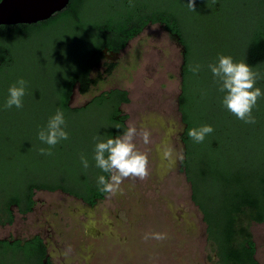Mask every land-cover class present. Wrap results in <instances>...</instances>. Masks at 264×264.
Returning a JSON list of instances; mask_svg holds the SVG:
<instances>
[{
  "label": "trees",
  "instance_id": "1",
  "mask_svg": "<svg viewBox=\"0 0 264 264\" xmlns=\"http://www.w3.org/2000/svg\"><path fill=\"white\" fill-rule=\"evenodd\" d=\"M227 1L202 2L209 6L205 8H213ZM244 2L253 9L249 30L243 38L242 34L238 35L242 38L239 61H246L264 76V0ZM133 3L134 7H130L129 0H71L67 8L50 19L33 24L0 25V223L13 222V205L22 214L31 211L36 203L35 189L62 187L90 201L106 194L98 187H92L91 193H81L82 185H89L87 172L79 176L67 169L69 161L74 162L78 156L67 154L66 160L55 163L54 148L66 140L52 148V155H42L39 149L49 146L38 139V132L60 109L73 141L89 122L97 126L94 133L99 132L102 140L122 134L127 129L123 123L127 116L119 117V106L130 101L127 89L101 92L80 107L71 106V96L76 88L84 94L98 83L99 77H93L91 70L104 48L120 51L148 24L160 23L173 36L179 35L185 46L179 98L182 118L187 124L182 168L192 185V198L204 213L209 241L216 246L221 264H257L252 234L238 224L242 218L248 222L264 220V163L259 172H247L243 163L245 152L254 146L264 149V97L253 109L254 124L245 123L235 115L228 124L222 102L223 113L216 116L218 89L205 57L211 51L210 33L200 32L213 24L209 20L212 15L205 13L204 8H197L200 0H196V11L187 8L188 0H133ZM193 22L195 27L190 26ZM52 44L59 49L53 62L55 68L49 71L53 78L46 83L36 82L34 77L39 72L34 73L33 68L34 63H39L38 57L35 54L31 63L27 53ZM22 55L27 56L26 61ZM59 57L65 62L62 66ZM18 58L27 67L19 68ZM196 64L201 68L194 74L190 66ZM22 67L31 73L25 75ZM20 78L28 82L23 107L6 109L8 89ZM259 81L255 86L264 91V79ZM45 88L48 90L44 91ZM204 124L211 125L214 131L202 143H196L188 131ZM69 126L72 127L68 129ZM97 173L109 175L96 167L92 175ZM70 175L73 184L68 187L64 183ZM46 251L40 236L24 241L0 238V264H45Z\"/></svg>",
  "mask_w": 264,
  "mask_h": 264
},
{
  "label": "rangeland",
  "instance_id": "2",
  "mask_svg": "<svg viewBox=\"0 0 264 264\" xmlns=\"http://www.w3.org/2000/svg\"><path fill=\"white\" fill-rule=\"evenodd\" d=\"M202 1L205 0H200L201 5L197 4V8H204V12L213 17L209 18L213 24L200 30L210 33L211 51L205 56L208 64L217 62L219 54L231 55L239 61L242 38L249 30L253 8L244 0H228L218 7L211 6V9L216 8L211 10L205 8L208 5ZM195 25L193 22L190 26ZM194 32L198 31L195 29ZM239 34L243 35L240 39ZM43 47L34 53L28 52L26 57L34 63L37 54L39 63H34L33 71L39 73L34 81L46 83L53 78V62L59 49L53 44ZM182 52L174 36L163 25L148 24L115 59L110 70L105 66L95 67L92 76L99 77L98 83L84 94L76 88L71 102L72 107H80L101 92L127 89L130 101L121 106L122 113L128 117L127 125L150 132L149 143L145 144L139 136L136 139L139 150L148 157L147 178L125 179L116 194H108L93 209L61 192L39 191L35 196L39 202L34 212L22 214L14 206L13 222L0 223L1 239L26 238L51 228L55 234L49 239V252L55 264H220L215 255L216 246L207 240L202 212L193 202L191 184L177 158L180 152L184 157L180 138L184 124L177 108V97L182 89ZM58 60L61 66L65 63L60 57ZM18 65L19 68L24 65L19 58ZM22 72L27 76L31 73L24 67ZM216 93L214 111L220 116L224 93ZM225 114H228L229 124L234 115L227 109ZM86 127L72 142L76 145L72 147V155L78 157L72 163L69 161V173L87 170L83 168L81 155L90 159L89 165L95 162L91 139L97 126L89 122ZM167 149L172 150L171 157L164 155ZM89 222L98 227L95 237L84 236L85 225ZM238 226L247 227L258 241V236L264 234V223L242 218ZM150 232L167 233V239L145 240V234ZM90 244L91 249L88 248ZM259 249L260 252L264 250V241H260ZM261 254L259 257L264 264V251Z\"/></svg>",
  "mask_w": 264,
  "mask_h": 264
},
{
  "label": "clouds",
  "instance_id": "3",
  "mask_svg": "<svg viewBox=\"0 0 264 264\" xmlns=\"http://www.w3.org/2000/svg\"><path fill=\"white\" fill-rule=\"evenodd\" d=\"M129 6L134 7L133 0H129ZM187 8L190 11H196V0H188ZM201 66L196 64L190 66V71L194 74L200 71ZM216 84L218 91L224 93L222 105L238 119L245 123L254 124L256 118L253 115V109L257 107V102L264 97V91L256 87L259 79H264L258 69H254L246 61H236L231 55L219 54L217 62L208 65ZM27 81L23 78L15 81L8 89V98L4 107L10 109L15 106L17 109L23 107V98L26 94ZM214 131L208 124L201 125L199 128H192L188 131V136L196 143H202L205 137ZM142 138L145 144L150 142V132L145 129L138 131L135 125L130 124L120 135L108 137L101 140L98 136L93 137L96 140L94 150V160L96 167L102 172L109 174L99 175L97 186L100 192L114 195L120 190V186L125 179L147 178L148 157L146 153L139 150L136 139ZM69 133L66 131V120L62 110L57 109L46 124L38 132V139L48 145V148L39 149L42 155H52V148L61 140H67ZM166 157H171L172 150L167 149L164 153ZM179 160H183L182 152L177 154ZM81 163L84 169L89 167L86 157L81 155ZM145 240L154 239L164 241L167 239V233L150 232L144 236Z\"/></svg>",
  "mask_w": 264,
  "mask_h": 264
},
{
  "label": "flooded vegetation",
  "instance_id": "4",
  "mask_svg": "<svg viewBox=\"0 0 264 264\" xmlns=\"http://www.w3.org/2000/svg\"><path fill=\"white\" fill-rule=\"evenodd\" d=\"M150 24H152V23H150ZM130 41H128L127 45L124 48H122L120 51H117V52L116 51H113V50H110L108 47L107 48H104L102 50V52H101L100 59L97 60L94 63V66H93V68L91 70V75L93 74L96 66H105L106 70H110L114 66L115 59L129 45ZM110 90H108V91H110ZM87 103H85L84 105H86ZM123 104L124 103H122L119 106V111H120L119 112V117L120 116H126V115H124L122 113L121 106ZM127 118L128 117H126L125 119H123V123L128 127V125H127ZM186 129H187V125H186V127L184 125L183 126V129L180 132L181 141L183 140V136L185 135ZM98 133L99 132L94 133L95 135H93V137H97V136L99 137ZM99 138L101 139V137H99ZM67 140L64 141V142H61L62 145L58 146L57 147L58 149H56L55 152L53 151V153H54L53 158H54V162L55 163H58L62 159L66 160V158L64 156L67 155V154H72L73 153V151H71L72 150V147L73 146H76V145L74 143H72V142H74L72 139H69L70 144L67 142ZM96 142L97 141L93 139V142H92L93 143V153H94V150H95V144L94 143H96ZM66 148L67 149H70V150L67 151ZM59 149H63V151H59ZM243 163H244V168L247 170V172L248 171L249 172H255L256 170H257V172H259L260 171L259 168L261 169V165H263V163H264V149H260L259 147L254 146L253 148L250 149L249 152H247V153L245 152L244 157H243ZM180 165L182 166V160L180 161ZM65 167H66V165H65ZM95 169H96V164L95 163H92L91 165H89V167L85 171V172H87L86 174H88V176H89V185L88 186L82 185V187H81V193H86V192L88 193V191H89V193H91L92 192V187L94 189H97V187H98L97 186V178H98L99 175H98V173L92 175V172ZM85 172H83V170H80V172L79 171H76L75 173H77L80 176L81 174H84ZM72 179H73V177L72 178H67L66 179V182L64 184L66 186L70 187L73 184L72 183ZM39 191L61 192L64 195L71 196V197L75 198L76 200H79V201L83 202V204L86 207H89L91 209L95 208L99 204V202L102 201V200H104L106 198V196L108 195V194H104V196L102 198L96 197V198H93L92 201H90V200L85 199L82 196H79V195H76V194H72L70 191L65 190L62 187H57L56 189H50V188L35 189L34 199H35L36 203L33 206L32 210L29 211V212H27V213L34 212L36 210V206H37L39 200L36 199L35 196H36L37 192H39ZM14 206L18 210V207L16 205H13L12 206V209H13ZM27 213H25V214H27ZM204 222L206 223V221H204ZM254 222H256L257 224H263L264 223V220L261 221V222H257V221H254ZM207 228H208V226H207V223H206V234H207ZM85 229H86V234H87V235L86 234L84 235L85 237H95V236H97V233H98V230L97 229H98V227L95 226V223H93V222H89L88 224L86 223ZM54 234L55 233L53 232V230L51 228H47V231L45 233L38 232V233H36V234H34V235L30 236V237H26V238H21V237H19V238L18 237H14V238L16 240H19L20 239V240L24 241V240H28V239H31V238L40 236L42 238L44 244L46 245V248H47L45 257L43 259L44 260V263L45 264H48V263L55 264L54 262H52V255L49 252V249H50L49 239L52 238ZM258 237H259V241L254 238V234L252 236V241L254 242V254H253V257H254V259H255V261H256L257 264H263L262 263V259L260 257L262 256L261 252L263 253L264 250L260 252L259 243H260V241H264V234L262 233ZM207 240L209 241L208 234H207ZM88 248L91 249V244H90V246ZM215 255H216L217 259L220 261V258L218 256V254L215 253Z\"/></svg>",
  "mask_w": 264,
  "mask_h": 264
},
{
  "label": "water",
  "instance_id": "5",
  "mask_svg": "<svg viewBox=\"0 0 264 264\" xmlns=\"http://www.w3.org/2000/svg\"><path fill=\"white\" fill-rule=\"evenodd\" d=\"M71 0H0V25H16V24H33L40 21L50 19L54 14L63 11L68 7ZM176 43L178 46H181L183 49L182 52V61L180 65V77L181 81L183 80V65L185 63L184 53L185 46L181 43L180 36L174 35ZM119 55V54H118ZM117 55V56H118ZM74 92L71 96L70 104L73 100ZM182 93L180 91L179 96L177 97V108L180 111V102L179 98ZM181 121L184 123L181 113ZM185 127L187 124H185ZM183 146V151L185 153V143L181 141ZM191 184V183H190ZM192 188V185H191ZM193 199V198H192ZM195 205L202 212V218L204 220V213L201 210L200 206L193 200ZM205 221V220H204Z\"/></svg>",
  "mask_w": 264,
  "mask_h": 264
}]
</instances>
